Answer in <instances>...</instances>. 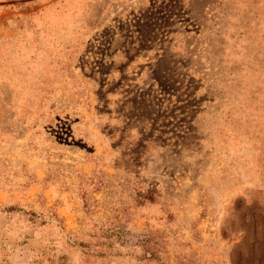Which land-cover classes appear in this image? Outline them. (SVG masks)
Segmentation results:
<instances>
[{
    "label": "rangeland",
    "instance_id": "374dc122",
    "mask_svg": "<svg viewBox=\"0 0 264 264\" xmlns=\"http://www.w3.org/2000/svg\"><path fill=\"white\" fill-rule=\"evenodd\" d=\"M0 264H264V0H0Z\"/></svg>",
    "mask_w": 264,
    "mask_h": 264
}]
</instances>
